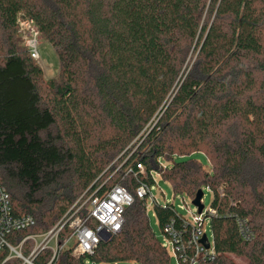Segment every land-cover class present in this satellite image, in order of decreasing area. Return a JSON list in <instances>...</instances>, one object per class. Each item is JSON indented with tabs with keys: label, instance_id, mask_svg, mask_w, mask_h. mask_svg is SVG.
Segmentation results:
<instances>
[{
	"label": "trees",
	"instance_id": "obj_1",
	"mask_svg": "<svg viewBox=\"0 0 264 264\" xmlns=\"http://www.w3.org/2000/svg\"><path fill=\"white\" fill-rule=\"evenodd\" d=\"M23 21L59 61L48 95L20 37ZM197 151L208 168L191 156ZM155 173L174 193L211 192L212 256L197 264H238L235 256L264 264V0H0V184L14 214L35 219L11 241L80 205L85 216L91 197L118 183L134 195L121 230L78 257L72 239L52 264H168L147 199L135 195ZM151 208L161 236L170 220L186 236L173 202L154 197ZM69 234L65 223L59 241ZM50 255L45 249L35 262ZM185 256L189 264L191 246Z\"/></svg>",
	"mask_w": 264,
	"mask_h": 264
},
{
	"label": "built area",
	"instance_id": "obj_2",
	"mask_svg": "<svg viewBox=\"0 0 264 264\" xmlns=\"http://www.w3.org/2000/svg\"><path fill=\"white\" fill-rule=\"evenodd\" d=\"M22 23L32 24L29 21L20 22V24ZM30 30V34L28 35L30 37L25 39V45L30 56L33 59H37L39 57L38 32L36 31L37 28L35 30L32 26H30ZM136 167L141 171L144 169L142 164L137 163ZM126 172L132 173V168L128 167ZM151 194L150 184L140 181L136 185L135 195L139 199H147ZM152 198L154 197L152 196ZM133 201L134 195L121 184L115 183L103 196L91 197L85 216L77 213L81 205L72 211L69 209L46 231L27 233L18 242L14 243L9 238V235L33 226L35 219L29 213L14 214L9 193L5 186L0 184V251H6V256L3 258L1 264L11 258L19 259V264H52L58 258L63 247L72 239L76 242L71 250L73 256L78 257L83 254H91L98 242L102 240V236L108 234L111 237L121 230L124 223V209ZM182 207L180 204L179 209ZM208 213L215 215V210L209 207L207 209L202 208L199 214L196 212L193 214L192 220H188L184 216L183 225L189 226L185 237L174 228L173 220L164 225V233L161 237L162 245L168 250H172L176 258H182V264L187 259L185 253L186 249L190 246L193 248V256L190 258L189 264H197L198 261L212 256V251L208 252L207 248L200 242L202 234L205 233L203 223L208 219ZM90 219L93 220V224L88 223ZM246 222V219L238 218L237 226L243 239L250 240L254 234ZM65 223H68L70 234L60 242L58 233ZM28 242H31V245H28ZM45 249L51 250L49 259L43 263L35 262L37 255ZM127 263L134 264L132 261Z\"/></svg>",
	"mask_w": 264,
	"mask_h": 264
},
{
	"label": "rangeland",
	"instance_id": "obj_3",
	"mask_svg": "<svg viewBox=\"0 0 264 264\" xmlns=\"http://www.w3.org/2000/svg\"><path fill=\"white\" fill-rule=\"evenodd\" d=\"M30 26L34 27L36 30V26L32 25L30 23H22L19 26V34L22 39H26L30 36ZM37 31V30H36ZM38 32V31H37ZM37 40L39 42V57L37 59H34L36 63L40 65V67L43 70V93L45 95H48L49 93L52 92V88L50 87V82L51 80H55L56 82H59V61L57 59L55 50L52 48V46L49 43H46L42 38L40 33H37ZM192 157L196 158L198 161L201 162V164L205 167H209V163L207 160V157L204 155L203 152L197 151L193 152L191 154ZM175 160L178 159L177 156L174 157ZM166 164H170L171 162H165ZM112 175L106 178V181H109L111 179ZM155 181L150 184V190H151V196L147 197L146 200V210L147 214L150 219V223L152 225L153 231L159 236H161L160 228L158 227L156 220L153 216L152 213V208H151V198L152 196L155 197L158 201L163 202V201H168V202H173L174 205L177 206L178 210L188 219L192 220L193 214L196 212V207L191 204V198L185 194L180 193H174L172 190L171 185L169 182L165 181L162 179L159 174L155 173L154 174ZM203 195L201 197V203L203 204V208L207 209L210 199H211V192L206 188L202 187ZM185 202V203H184ZM182 205L183 207L179 209V205ZM203 227L205 229V233L208 237V239H211L210 235V230H209V222L208 219L205 220L203 223ZM170 252V257H169V263L168 264H180L177 261L175 253L171 250ZM235 261L238 264H245L246 260L242 257H234ZM85 264H92L91 261H86ZM119 264H131L127 262H120Z\"/></svg>",
	"mask_w": 264,
	"mask_h": 264
},
{
	"label": "water",
	"instance_id": "obj_4",
	"mask_svg": "<svg viewBox=\"0 0 264 264\" xmlns=\"http://www.w3.org/2000/svg\"><path fill=\"white\" fill-rule=\"evenodd\" d=\"M203 195V191L202 189H197V191L195 192L194 196L191 199V204H193L196 207V213H200L202 208H203V204L201 203V197ZM110 237L108 234L102 236V240L103 241H107L109 240ZM200 242L202 243V245L206 248L209 247L210 243L207 239V235L205 233L202 234L201 238H200Z\"/></svg>",
	"mask_w": 264,
	"mask_h": 264
}]
</instances>
